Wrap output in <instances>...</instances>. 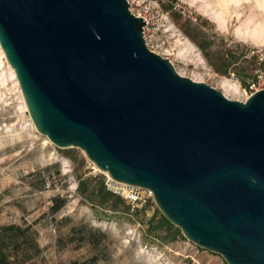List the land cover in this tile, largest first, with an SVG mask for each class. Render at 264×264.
Masks as SVG:
<instances>
[{"label":"water","instance_id":"1","mask_svg":"<svg viewBox=\"0 0 264 264\" xmlns=\"http://www.w3.org/2000/svg\"><path fill=\"white\" fill-rule=\"evenodd\" d=\"M127 0H0V47L37 131L226 264H264V89L245 101L150 50Z\"/></svg>","mask_w":264,"mask_h":264},{"label":"rangeland","instance_id":"2","mask_svg":"<svg viewBox=\"0 0 264 264\" xmlns=\"http://www.w3.org/2000/svg\"><path fill=\"white\" fill-rule=\"evenodd\" d=\"M130 1L147 18L148 47L180 75L223 94L226 80L239 89L230 99L246 98L264 55V0ZM118 183L37 131L0 47V225L29 226L37 251L21 264H226L184 237L151 191L131 201Z\"/></svg>","mask_w":264,"mask_h":264},{"label":"trees","instance_id":"3","mask_svg":"<svg viewBox=\"0 0 264 264\" xmlns=\"http://www.w3.org/2000/svg\"><path fill=\"white\" fill-rule=\"evenodd\" d=\"M30 227H21L16 224L0 225V264H12L10 257L11 252L19 255L21 250V259L18 263L30 260L36 255L35 244L31 235H29ZM31 234V233H30ZM89 242L93 243L92 239ZM32 251H28V250Z\"/></svg>","mask_w":264,"mask_h":264},{"label":"built area","instance_id":"4","mask_svg":"<svg viewBox=\"0 0 264 264\" xmlns=\"http://www.w3.org/2000/svg\"><path fill=\"white\" fill-rule=\"evenodd\" d=\"M129 9H130V11L133 14L137 15L136 13H134L132 11L131 8H129ZM138 16H140V15H138ZM145 23H146V21H145ZM143 36H144V39H145V43H146V45L148 47V41H147V38H146V35H145L144 28H143ZM261 89H264V55L263 54L261 55V58H260L259 67L256 69L252 79L248 82V85L246 86V88L244 90L245 93H246V98L245 99H247L251 94H253L257 90H261ZM245 99L242 100V101H245ZM125 187H126V189H118V191H119V193L121 192V194L123 193V195H124V197L126 199L131 200V201H137V200L140 199V197H139L140 194H139V188L138 187H133V186H129V185H127Z\"/></svg>","mask_w":264,"mask_h":264},{"label":"bare ground","instance_id":"5","mask_svg":"<svg viewBox=\"0 0 264 264\" xmlns=\"http://www.w3.org/2000/svg\"><path fill=\"white\" fill-rule=\"evenodd\" d=\"M129 1V3H131V1L130 0H128ZM145 20L147 21V18H145ZM17 80V79H16ZM226 81V80H225ZM224 81V84H222V86L224 87L223 89H224V95H226V96H228L227 95V92L229 91V92H231V94H234L235 95V93H238L239 92V89H238V86H236L235 84V86H233V84L231 85V83H230V86H229V82H225ZM227 91V92H226ZM23 98V97H22ZM228 98H230L229 96H228ZM24 101V100H23ZM24 108L25 109H27L26 108V105H25V102H24ZM104 172H106V171H104ZM107 173V172H106ZM107 175H108V173H107ZM109 176V175H108ZM109 178H110V176H109Z\"/></svg>","mask_w":264,"mask_h":264}]
</instances>
